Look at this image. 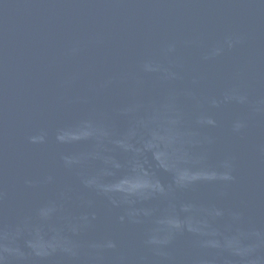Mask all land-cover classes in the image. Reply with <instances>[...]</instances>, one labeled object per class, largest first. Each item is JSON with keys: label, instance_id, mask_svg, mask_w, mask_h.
<instances>
[{"label": "water", "instance_id": "1", "mask_svg": "<svg viewBox=\"0 0 264 264\" xmlns=\"http://www.w3.org/2000/svg\"><path fill=\"white\" fill-rule=\"evenodd\" d=\"M0 264H264V0H0Z\"/></svg>", "mask_w": 264, "mask_h": 264}]
</instances>
